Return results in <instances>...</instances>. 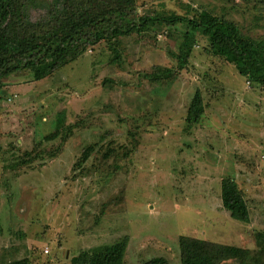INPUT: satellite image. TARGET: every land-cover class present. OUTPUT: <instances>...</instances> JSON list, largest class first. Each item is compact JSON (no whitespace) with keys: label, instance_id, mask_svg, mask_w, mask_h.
I'll use <instances>...</instances> for the list:
<instances>
[{"label":"rangeland","instance_id":"obj_1","mask_svg":"<svg viewBox=\"0 0 264 264\" xmlns=\"http://www.w3.org/2000/svg\"><path fill=\"white\" fill-rule=\"evenodd\" d=\"M65 1L33 0L27 18L36 23ZM201 11L264 44V0L134 1L135 18ZM187 34L176 24L161 34L102 41L41 81L29 71L3 81L0 263L70 264L79 252L124 237L123 264L154 257L180 264V236L257 251L255 236H264V86L212 55L205 38L189 41ZM184 43L190 56L177 70L171 54ZM156 67L174 70V79L151 83ZM197 90L204 110L189 124ZM226 178L246 201L248 223L222 208Z\"/></svg>","mask_w":264,"mask_h":264},{"label":"trees","instance_id":"obj_2","mask_svg":"<svg viewBox=\"0 0 264 264\" xmlns=\"http://www.w3.org/2000/svg\"><path fill=\"white\" fill-rule=\"evenodd\" d=\"M33 0H0V88L3 81L13 74L29 71L33 81H41L58 69L76 61L88 48L102 41H112L133 34L162 31L176 24L186 27L187 39L195 35L206 39L208 51L232 65L249 83L264 86V44L244 36L239 28L223 17L201 11L189 18L170 14L167 16L134 17L135 0H66L62 5L49 7L36 23L27 18ZM101 2L103 4H101ZM190 44L184 43L177 54V70L186 67ZM120 56L115 55L114 61ZM174 70L156 67L149 74L151 83L174 79ZM203 101L197 90L187 110L186 120L196 123L203 113ZM58 132L45 138L52 141ZM93 146L82 151L81 163L89 158ZM221 203L224 211L238 222H249L246 201L234 180L221 181ZM2 229L0 225V235ZM257 251L218 244L191 236L178 238L180 264H264V236L256 234ZM128 238L112 244L79 252L70 264H123ZM0 264H29L28 258ZM137 264H169L165 258L154 257Z\"/></svg>","mask_w":264,"mask_h":264},{"label":"built area","instance_id":"obj_3","mask_svg":"<svg viewBox=\"0 0 264 264\" xmlns=\"http://www.w3.org/2000/svg\"><path fill=\"white\" fill-rule=\"evenodd\" d=\"M45 251H47V250H45Z\"/></svg>","mask_w":264,"mask_h":264}]
</instances>
